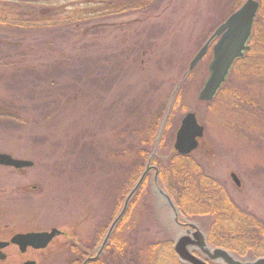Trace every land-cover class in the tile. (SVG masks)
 Listing matches in <instances>:
<instances>
[{
  "label": "rangeland",
  "instance_id": "rangeland-1",
  "mask_svg": "<svg viewBox=\"0 0 264 264\" xmlns=\"http://www.w3.org/2000/svg\"><path fill=\"white\" fill-rule=\"evenodd\" d=\"M246 1L162 0L149 11L110 17L102 10L106 5H96L85 11L93 14L91 22L80 27L75 22L62 41L50 31L47 36L0 33V154L34 163L22 170L0 166L2 234L65 232L33 255L37 264H70L76 257L69 246L78 242L95 256L135 187L126 192L137 163L135 147L163 106L166 119L152 153L161 159L159 142L168 124L172 132L167 139L174 148L181 120L195 112L205 136L194 158L264 229V83L259 78L242 81L230 71L224 85L233 83L245 98L237 102L236 114L201 102L219 38L190 70L201 48ZM256 1L261 8L263 0ZM179 91L182 104L172 118ZM149 166L147 184L130 200L137 198L131 217L125 212L114 231L124 222V236L129 233L138 246L154 241L172 243L174 250L186 230L177 224L159 186L156 166ZM192 224L209 237V217L197 216ZM190 250L206 260L197 248ZM231 254L244 262L264 258L263 249L240 251L244 257ZM24 258L15 254L10 259L21 264Z\"/></svg>",
  "mask_w": 264,
  "mask_h": 264
},
{
  "label": "trees",
  "instance_id": "trees-1",
  "mask_svg": "<svg viewBox=\"0 0 264 264\" xmlns=\"http://www.w3.org/2000/svg\"><path fill=\"white\" fill-rule=\"evenodd\" d=\"M161 1L0 0V33L14 31L16 34L26 35L33 31L43 34L45 32L47 36L46 31H50V35L62 41L66 38L65 33L75 22L79 27L91 22L90 18L93 14L85 13V11L93 10L96 5H106L102 10L109 13L106 16L110 17L114 13L124 16L132 10L149 11L157 8ZM75 2L79 4L78 8L74 5ZM99 10V8L95 9V12H99ZM249 46V51L235 63L231 74L239 76L242 81H246L247 78H259L264 83V3L261 4ZM228 83L224 85L213 102L204 104L215 109L224 106L228 111L236 114L238 109L236 111L234 109L239 107L237 102H244L245 98L239 95L238 88L233 83L229 85ZM181 102L182 93L179 91L175 96L173 105L175 109L170 114L172 118L176 108L181 107ZM163 107V112L154 116L143 130L142 139H139L138 145L135 147L137 163L129 176L130 181L126 192L137 184L151 160V164L158 169L159 186L166 191L174 203L179 218L193 222L197 216H204L209 217L212 221V229L208 237V243L212 247L226 249L231 253H237L240 257H244L243 254H239L240 251L247 254L258 252L259 249L264 250L263 226L252 214L233 202L226 187L212 178L201 163L194 158L195 153L190 156H180L176 153L171 146V138L170 141L169 138L167 139L168 133L172 132V127L169 124L164 128V135L159 142L158 154L161 155V159L159 156L156 157L154 152L152 153L159 128L166 119L165 106ZM3 116L6 114L1 117ZM169 119L171 118L169 117ZM147 178L148 175L142 188L147 184ZM136 200L137 198L130 202L126 215L128 218L131 217ZM123 223L114 231L105 254L89 264H182L175 257L172 243L153 241L138 246L130 238L129 233H125L126 236H124ZM128 236L129 241L124 238ZM69 250L71 254L81 258L80 260L71 259L70 264H82L86 250L77 247L75 249L69 247Z\"/></svg>",
  "mask_w": 264,
  "mask_h": 264
},
{
  "label": "water",
  "instance_id": "water-1",
  "mask_svg": "<svg viewBox=\"0 0 264 264\" xmlns=\"http://www.w3.org/2000/svg\"><path fill=\"white\" fill-rule=\"evenodd\" d=\"M259 3L256 0H247L243 6L233 13L228 20L219 27L214 33L211 39L201 48L198 54L195 56L190 65V70H193L207 55L212 41L219 38L217 44L213 46L214 59L210 66L211 75L202 89L199 100L202 102H211L214 100L219 90L222 88L226 79L233 68L235 62L244 57L249 47V41L252 35V30L256 17L259 11ZM205 135V128L199 123L195 112H188L182 119L180 127L176 133L174 149L180 156H189L195 152L200 144V140ZM34 163L27 160L15 159L8 154H0V166L11 167L15 169H24L33 167ZM143 174L137 185L130 192L123 211L117 217L114 225L111 227L98 255L95 258L88 259L84 264L97 260L103 253L116 224L121 220L127 208L129 202L139 187L142 185L148 171ZM232 179L236 183L237 187H241V183L235 174H232ZM172 207L174 213H176V207L170 198L165 197ZM177 221V219H176ZM194 230L191 233L187 231L186 235L181 237L175 244L174 250L178 258L183 263L187 264H209L208 262H221L223 264H264V258H259L254 261H240L235 259L228 251L222 248L212 249L209 247L206 241L205 235L194 225H188ZM61 231L58 229H52L50 232H36L27 234H17L11 240L12 244L20 247L22 252L30 246L38 250L46 249L49 244L59 235ZM9 242H0V251L7 246ZM191 248H197L205 257L203 260L197 257L191 252ZM4 259V257H0ZM25 264H35L34 262H26Z\"/></svg>",
  "mask_w": 264,
  "mask_h": 264
},
{
  "label": "flooded vegetation",
  "instance_id": "flooded-vegetation-1",
  "mask_svg": "<svg viewBox=\"0 0 264 264\" xmlns=\"http://www.w3.org/2000/svg\"><path fill=\"white\" fill-rule=\"evenodd\" d=\"M1 167H4V166H1ZM7 168H9V167H7ZM22 170V169H21ZM158 179V178H157ZM142 188V187H141ZM188 222H186V221H184L183 219H180V221L179 222H177V224L178 225H180L182 228H184L185 230H186V233H187V231L188 230H190V231H192L191 233H193V229H191L188 225L189 224H187ZM52 229H54V228H52ZM51 229V230H52ZM50 231V230H49ZM33 232H46V231H26V232H21V233H17V234H27V233H33ZM17 234H14V235H12V236H5V235H3L2 234V232L0 231V242H9L10 244H9V246H7L6 248H4V249H2L1 251H0V257H4V259H2V258H0V264H14L12 261H11V257L13 258V256L16 254V255H19V257L21 256L22 258L23 257H26V258H24L23 260V262L21 263V264H25L26 262H34L35 264H37V261L35 260L36 258H34L33 259V255L35 254V253H38V252H42V251H44V250H38V249H35L34 247H32V246H30V247H28L27 249H26V251L25 252H22L21 251V249H20V247L19 246H17V245H15V244H12L11 243V240H12V238L14 237V236H16ZM63 236H66V233L65 232H63L62 231V234L60 235V236H58V237H56L52 242H51V244L49 245V247L51 246V245H53V244H55V243H57V240L59 239V238H61V237H63ZM67 245V246H69V242H65L64 243V245ZM48 247V248H49ZM70 247V246H69ZM81 248V249H85L86 251H84V255H83V257H84V260H83V262H82V264H84L88 259H91V258H94L95 256H97V253L98 252H96L94 255L95 256H93V255H91L90 254V252L82 245L81 246V244H80V242H78V243H75L74 244V249L75 248ZM47 248V249H48ZM106 248H107V246H106ZM106 248H105V250H106ZM47 249H45V250H47ZM7 250H12V252L14 253H11V254H9V253H6L7 252ZM105 250H104V253L103 254H105ZM31 254V257H29L28 255H30ZM103 254H101V256L103 255ZM74 256L76 257V259H78V260H80L81 258L79 257V256H77V255H75L74 254ZM100 256V257H101ZM99 257V258H100ZM98 258V259H99ZM97 259V260H98ZM97 260H95V261H97ZM8 262V263H7ZM92 262H94V261H92ZM89 263H91V262H88L87 264H89Z\"/></svg>",
  "mask_w": 264,
  "mask_h": 264
}]
</instances>
